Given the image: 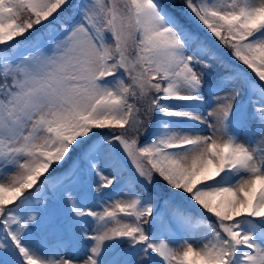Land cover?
Returning a JSON list of instances; mask_svg holds the SVG:
<instances>
[{"label":"snow or ice","instance_id":"obj_1","mask_svg":"<svg viewBox=\"0 0 264 264\" xmlns=\"http://www.w3.org/2000/svg\"><path fill=\"white\" fill-rule=\"evenodd\" d=\"M0 264H264V0H0Z\"/></svg>","mask_w":264,"mask_h":264},{"label":"rangeland","instance_id":"obj_2","mask_svg":"<svg viewBox=\"0 0 264 264\" xmlns=\"http://www.w3.org/2000/svg\"><path fill=\"white\" fill-rule=\"evenodd\" d=\"M200 110H202V109H200ZM203 134L207 135L208 134L207 130H204ZM183 238H184L183 235L176 237L174 234H170V236H169V240L173 243L174 246H177V247L179 246V244L183 240ZM189 238L194 239V242L198 241V239H199L198 236L195 238H193V237H189ZM55 251H56L55 249L51 250V252H55ZM81 251H83V249H81L80 251L73 249L72 254L73 255H79Z\"/></svg>","mask_w":264,"mask_h":264}]
</instances>
